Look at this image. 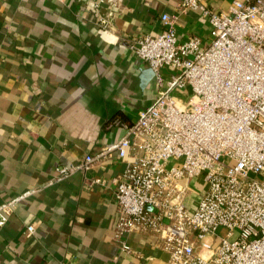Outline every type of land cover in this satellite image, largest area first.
I'll use <instances>...</instances> for the list:
<instances>
[{"label":"crops","instance_id":"0c3cea01","mask_svg":"<svg viewBox=\"0 0 264 264\" xmlns=\"http://www.w3.org/2000/svg\"><path fill=\"white\" fill-rule=\"evenodd\" d=\"M95 1L0 0V207L18 200L0 229V264H169L151 232L126 238L130 254L114 242L115 182L128 157L113 152L63 181L54 168L98 157L125 135L108 128L112 118L132 124L154 102L159 86L145 81L148 66L131 47L164 29L161 15L175 19L181 41L208 42L210 24L182 0H104L103 31ZM203 3L227 13L232 0ZM161 76L166 83L170 73ZM196 185L205 187L189 181L190 211L203 195Z\"/></svg>","mask_w":264,"mask_h":264},{"label":"built area","instance_id":"2783aa9c","mask_svg":"<svg viewBox=\"0 0 264 264\" xmlns=\"http://www.w3.org/2000/svg\"><path fill=\"white\" fill-rule=\"evenodd\" d=\"M104 4L96 0L92 12L107 31ZM181 7L208 20V42L179 40L175 19L161 15L164 29L138 37L131 47L159 86L154 102L132 124L110 121L108 128L125 131L119 142L98 157L56 166L53 179L86 174L113 152L128 157L114 193V242L123 252H132L129 235L151 232L169 264H264V0H232L227 13L210 10L203 0H182ZM162 69L170 73L166 83ZM187 90L190 103L178 104L175 94ZM199 178L206 190L190 211L189 181ZM17 201L0 207V229ZM219 229L225 234L218 246H203Z\"/></svg>","mask_w":264,"mask_h":264},{"label":"rangeland","instance_id":"374dc122","mask_svg":"<svg viewBox=\"0 0 264 264\" xmlns=\"http://www.w3.org/2000/svg\"><path fill=\"white\" fill-rule=\"evenodd\" d=\"M175 99L176 102L180 105H188V103H190L191 101V96H190V91H184L183 94H175ZM232 163H228V165H231ZM200 183H202L201 178H199L198 180ZM197 189H200L201 191H203V194L205 193L206 190V186L203 188V186L201 185H196ZM187 206V205H186ZM225 231L223 229H219L216 237H207L206 240L204 241V245H206L207 248H211L214 249L218 246L219 243V236H224Z\"/></svg>","mask_w":264,"mask_h":264},{"label":"water","instance_id":"95a60500","mask_svg":"<svg viewBox=\"0 0 264 264\" xmlns=\"http://www.w3.org/2000/svg\"><path fill=\"white\" fill-rule=\"evenodd\" d=\"M143 76L145 77V81L153 78V72L150 68H147L144 72H143Z\"/></svg>","mask_w":264,"mask_h":264},{"label":"trees","instance_id":"16d2710c","mask_svg":"<svg viewBox=\"0 0 264 264\" xmlns=\"http://www.w3.org/2000/svg\"><path fill=\"white\" fill-rule=\"evenodd\" d=\"M120 118H122V117H120ZM113 120V118L111 119V121ZM15 200V199H14Z\"/></svg>","mask_w":264,"mask_h":264}]
</instances>
